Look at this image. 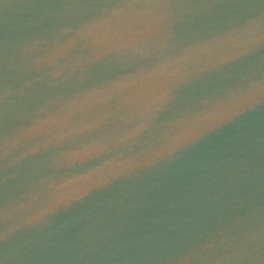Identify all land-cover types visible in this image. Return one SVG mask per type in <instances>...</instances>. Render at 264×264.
<instances>
[{"label":"water","instance_id":"water-1","mask_svg":"<svg viewBox=\"0 0 264 264\" xmlns=\"http://www.w3.org/2000/svg\"><path fill=\"white\" fill-rule=\"evenodd\" d=\"M0 264H264V0H0Z\"/></svg>","mask_w":264,"mask_h":264}]
</instances>
